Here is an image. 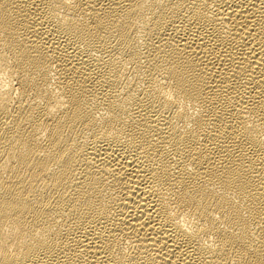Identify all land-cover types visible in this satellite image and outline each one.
<instances>
[{"label":"bare ground","instance_id":"bare-ground-1","mask_svg":"<svg viewBox=\"0 0 264 264\" xmlns=\"http://www.w3.org/2000/svg\"><path fill=\"white\" fill-rule=\"evenodd\" d=\"M0 264H264V0H0Z\"/></svg>","mask_w":264,"mask_h":264}]
</instances>
